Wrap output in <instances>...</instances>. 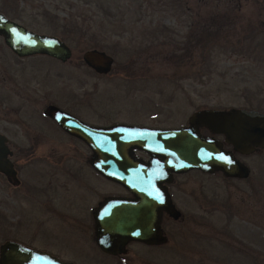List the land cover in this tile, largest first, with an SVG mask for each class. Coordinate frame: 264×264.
<instances>
[{
  "label": "rangeland",
  "instance_id": "374dc122",
  "mask_svg": "<svg viewBox=\"0 0 264 264\" xmlns=\"http://www.w3.org/2000/svg\"><path fill=\"white\" fill-rule=\"evenodd\" d=\"M0 11L30 30L65 37L72 52L65 62L20 58L0 37V132L20 182L0 173V245L32 246L36 239L88 257L79 230L49 228L32 216V153L45 161L50 152L32 151V134L58 131L44 118L48 105L74 102L82 122L95 126H184L200 109L264 113V0H0ZM64 28L73 31L61 35ZM88 49L112 56L108 74L83 62ZM64 142L72 140L65 136ZM238 158L249 167L245 178L195 169L174 176L179 216L163 223L164 245L148 250L130 243L124 263L101 252L75 264H264V147ZM100 192L103 199L123 191L101 177ZM70 248L59 250L79 257Z\"/></svg>",
  "mask_w": 264,
  "mask_h": 264
},
{
  "label": "water",
  "instance_id": "95a60500",
  "mask_svg": "<svg viewBox=\"0 0 264 264\" xmlns=\"http://www.w3.org/2000/svg\"><path fill=\"white\" fill-rule=\"evenodd\" d=\"M0 37L17 57L46 55L61 62L71 57L67 43L56 35L26 28L0 11ZM83 62L97 74L111 71L113 58L98 49H88ZM45 114L64 131L86 143L93 153L91 163L109 180L125 187L133 200L108 197L98 213L97 243L102 251L115 254L129 240L148 244L164 241L161 212L177 218L163 182L171 172L192 169L204 173L219 171L228 178H245L248 167L234 154H250L264 147V113L254 109H200L188 118V125L160 129L114 123L94 126L78 120L55 106ZM200 128L224 136L231 149H224L218 139L203 135ZM7 137L0 132V173L7 181L18 184ZM134 148L149 154L148 163L136 159ZM175 210V211H174ZM0 264H72L32 249L20 242L6 240L0 245Z\"/></svg>",
  "mask_w": 264,
  "mask_h": 264
},
{
  "label": "flooded vegetation",
  "instance_id": "af4514ba",
  "mask_svg": "<svg viewBox=\"0 0 264 264\" xmlns=\"http://www.w3.org/2000/svg\"><path fill=\"white\" fill-rule=\"evenodd\" d=\"M70 105L71 106H69V108H61L53 104H50L48 106H55L60 110L74 116L78 120H81L77 112L74 110V107L76 106L74 102L70 103ZM46 108L43 110V115L45 116L44 118L48 119L57 128L58 131L54 136L49 135L42 130H38L37 132H34L32 134V151H37V150L50 151L49 155L47 154L48 158H45V161L34 158L32 153V193H31L32 216L38 214L39 216L36 218H38L39 225L44 224V226H49V228H55V229L64 228L66 230L68 229L79 230L87 241V247L85 248L86 250L83 251V253L86 252L88 257L82 255L81 249L70 248L71 246L61 245V244L59 246L56 245L52 246L50 244L41 245L36 242L37 241L36 239H32V246L26 244L24 245L31 247L36 251L46 253L56 258L60 262L75 264V262L84 261L85 258L88 260L93 257L92 259H94L96 255L93 254L101 253V252L111 257H115L116 262L124 263L127 262L129 256H131L127 254L128 252L125 250L126 249L125 247L128 246V244L130 243H136V245L146 247V249L148 250L152 247H158L160 245H164L165 243H167V234L163 230V223L169 221L168 220L169 218H173V219L176 218L166 213L165 211H162L161 223H160L162 235L164 237V241L162 243L148 244L137 240H129L125 244L121 245L118 248L117 253L115 254L106 253L101 250V248L97 243V229L99 225L97 216L102 201L108 197L120 198L125 200H133L135 199V197L121 184L103 177L101 173L91 163V158L93 157V153L89 148V146L86 143H84L80 138L64 131L51 117L45 114ZM184 126H174L167 128L150 127V126H146V127L170 129V128H180ZM200 132L203 135L211 136L221 141L222 147L224 149L226 150L231 149V146L224 142V136L220 134L211 133L206 128H200ZM59 135H61L60 139H63V141L58 139ZM65 136L69 137L72 140V142L71 143L64 142ZM45 138L46 141H43ZM69 150L74 152L77 151L76 157H74L75 154L74 155H72V153L68 154ZM132 154L136 159H139L142 162L148 163L150 160L149 154L143 150L134 148L132 150ZM234 155L238 158V155L243 156L244 154L235 153ZM13 165H14V169L16 170V173H18V165H16V162H13ZM246 166L248 167V165ZM37 168L39 169L38 173H37ZM40 170H42V172H40ZM178 174L180 173L171 172V180L169 182H163L161 186L166 187V192L169 194V199L174 209L176 210L177 215L179 216V211L173 202L172 199L173 194L170 188V186L173 184L174 176ZM101 177L119 185L122 188L123 192L117 195H105L104 198L101 199V192H100ZM51 184H54V186H52ZM58 184L60 185V187H62V189H65L64 190L65 192L68 193L69 192L76 193V191L81 192L83 194H87L88 199H86V201L83 202L80 199H77L78 198L77 196H75L74 198H70L67 196L62 197L60 196V191L57 190L60 189ZM36 187L42 190L38 191ZM37 211H39L40 213H38ZM54 242H58V241H54ZM68 248H70L74 253H78L79 257L82 258L77 259L79 257H75L74 255L70 257L68 254H65V251L62 252L61 250H59V249L62 250L66 249L67 251Z\"/></svg>",
  "mask_w": 264,
  "mask_h": 264
},
{
  "label": "trees",
  "instance_id": "16d2710c",
  "mask_svg": "<svg viewBox=\"0 0 264 264\" xmlns=\"http://www.w3.org/2000/svg\"><path fill=\"white\" fill-rule=\"evenodd\" d=\"M5 13V12H4ZM7 16H8V13H5ZM55 21H56V23L58 22V18H55ZM56 27H58V26H56ZM60 28V27H59ZM59 28H57V29H59ZM71 31H73V29H71V28H64V30H60L59 32L61 33V35H67V34H69V33H72ZM61 39L62 40H66V38L65 37H63V36H61Z\"/></svg>",
  "mask_w": 264,
  "mask_h": 264
}]
</instances>
